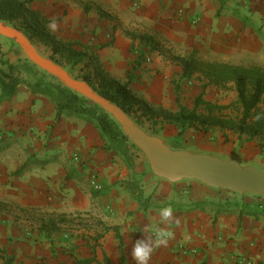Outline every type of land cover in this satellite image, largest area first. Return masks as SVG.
Masks as SVG:
<instances>
[{
    "label": "crops",
    "instance_id": "1",
    "mask_svg": "<svg viewBox=\"0 0 264 264\" xmlns=\"http://www.w3.org/2000/svg\"><path fill=\"white\" fill-rule=\"evenodd\" d=\"M82 1L91 7L89 13L74 0H35L31 8L49 23L57 21L55 31L47 26L55 41L96 54L110 78L130 81L132 93L152 106L177 108L179 92L172 80L175 73L181 75V68L157 54L151 66L136 67L139 43L126 33L133 29L151 24L154 39L177 56L195 53L200 61L264 68V0ZM99 9L110 17H102ZM183 82L189 87L193 81ZM215 89L208 87L205 96L214 104L218 101L213 97ZM0 132L5 134L0 144L9 141L7 148L0 145V251L4 252L0 264H9L8 259L11 264H73L93 257V251L98 264L106 258L112 264H135L132 244L143 237L142 229L159 222V210L169 205L158 196L154 210L140 208L132 185L124 183L128 166L106 150L93 125L75 117L57 121L47 97L21 86L11 100L0 104ZM7 132L13 136L8 138ZM206 135L217 140L214 148H191L224 157L237 152L253 162L237 150L238 134L215 128ZM228 138L230 143L225 145ZM16 140L25 147L24 154L16 150V142L12 143ZM74 155L80 156L81 165L74 162ZM23 166V173L14 175ZM94 170L104 186L98 197L86 194L88 176ZM150 176L168 199L176 196L175 187H189L190 192L188 203L175 204L171 224L161 225L174 236L166 247L154 250L149 264H240L242 257L264 264V204L244 195L239 200L244 208H240L233 204L231 192L224 190L210 194L220 197L208 203L202 199L207 186L199 182L172 185ZM98 200L110 211L108 217L96 220L95 230L84 220L74 225L78 229L67 224L58 225L57 230L44 227V222L63 214L96 210ZM97 234L102 235L98 243L94 241ZM180 245L188 249L186 254L179 251Z\"/></svg>",
    "mask_w": 264,
    "mask_h": 264
},
{
    "label": "trees",
    "instance_id": "2",
    "mask_svg": "<svg viewBox=\"0 0 264 264\" xmlns=\"http://www.w3.org/2000/svg\"><path fill=\"white\" fill-rule=\"evenodd\" d=\"M34 1L0 0V20L22 30L33 43L38 42L48 47L53 54L51 58L58 64L62 66L66 64L73 70L78 68L80 71L78 79L88 82L99 94L122 108L138 125L151 123L154 128L159 124L171 125L177 129L180 137L191 128L205 134L215 128L230 131L238 134L239 146L257 141L264 156V68L200 61L195 53L185 57L172 56L169 60L181 68L180 80H191L197 77L202 83V92L194 100L191 108L182 105L178 97L176 112L155 108L132 93L130 81L120 83L110 78L96 54L88 50L77 49L71 43L61 44L55 41L47 30L49 20L39 11L31 9ZM74 1L82 6L86 13L90 12L91 7L85 2ZM99 13L102 17H110L101 9ZM128 36L133 40H146L144 36L134 33H129ZM144 54L145 52H142L138 55L139 62L136 67L142 65ZM19 63L14 64L7 59L0 45V104L11 100L18 88L25 85L34 95L47 97L52 102L56 110L57 121L63 117H75L93 125L104 141L106 150L123 157L126 165L131 163V150L139 149L128 140L118 124L106 112L93 102L64 87L55 78L41 72L28 59L19 60ZM24 73L33 77L34 81L23 78ZM179 84L173 78L172 85L176 93L179 92ZM210 86L224 91L233 88L237 95L235 103L222 106L208 102L205 95ZM229 107L236 109L234 115L224 114ZM257 116L261 119L257 120ZM24 170L25 166L16 171L14 175L20 176ZM103 193L93 191V196L98 197ZM66 217L61 215L57 220L51 219L44 222V227L57 230L58 225L69 222ZM101 237V234H97L94 241L98 243ZM93 254V257L77 260L73 264H98L94 251ZM2 256L4 252L0 251V257ZM7 263L11 264L12 259H8ZM103 264L112 263L106 258Z\"/></svg>",
    "mask_w": 264,
    "mask_h": 264
},
{
    "label": "water",
    "instance_id": "3",
    "mask_svg": "<svg viewBox=\"0 0 264 264\" xmlns=\"http://www.w3.org/2000/svg\"><path fill=\"white\" fill-rule=\"evenodd\" d=\"M0 37L20 49L34 66L58 80L75 94L98 105L122 133L146 157L151 173L172 185L199 182L217 191L264 198V171L235 152L231 157L197 151L153 135L138 125L122 108L99 94L88 82L44 56L19 28L0 20Z\"/></svg>",
    "mask_w": 264,
    "mask_h": 264
},
{
    "label": "rangeland",
    "instance_id": "4",
    "mask_svg": "<svg viewBox=\"0 0 264 264\" xmlns=\"http://www.w3.org/2000/svg\"><path fill=\"white\" fill-rule=\"evenodd\" d=\"M118 27L122 28L121 25H118ZM126 33L128 35L130 32L128 31ZM131 33L137 34L139 36H144L146 39L144 41L137 39L138 43H139L138 47H136V51H137L138 55L142 52L149 53L152 51L150 53L152 56H155V54H157V56H162L164 58H167L168 60L172 56H177L175 53H172L169 49H167L166 45L162 44L161 41L154 39V27H152L151 24H149L148 27L144 28L143 30L133 29V32H131ZM34 44L37 46L38 50L44 56L51 58V56L53 54H52V51L48 47H46L45 45L38 43V42H36ZM0 45H1V49L4 53V56L7 59H9L12 63L17 64V63H19V60L26 59L25 54L20 49L11 45L7 40H5L1 37H0ZM162 53H164V55H162ZM56 58L60 60L59 57H56ZM154 61H155V59H154ZM19 64L22 65L21 63H19ZM63 65L65 68L70 70L76 78L80 75V71L78 68H77V70H73L69 66H66V64H63ZM146 67H148V66H146ZM41 72H43V71H41ZM22 76H23V78H26L29 81H34V78L30 77L26 73H24ZM173 78H175L176 82L180 83L179 84V94H177L180 103L184 106L191 108L193 106L194 100L198 97L196 95H200V93L202 91L201 83L199 82V80L197 78L194 77L191 79L193 81L192 86L188 87V86H186L185 82L180 80V76L178 74L175 73V76ZM24 87H27V86L24 85ZM234 92L235 91L233 90V88L228 89L226 91L220 90L218 88L215 89V92L213 93V97L218 98V101L215 104L222 105V106H229V105L235 103L236 97H234L235 96ZM154 107L155 108H163V107L158 106V105H154ZM263 108H264V105H263ZM163 109H165V108H163ZM165 110H168L171 112H176L177 108L175 110H172V108L171 109H165ZM235 111H236V109L234 107H229V109H227L224 112V114L234 115L236 113ZM141 127L145 131H147L148 133L165 137L168 140H170L171 142H173L174 144H180V145H185V146H189V147L194 146L196 148H198V146H201V147H206L205 150H209L208 147L214 148L213 144H214V142L217 141L216 139L211 138V136H207L205 133L203 134V132H199L195 128L189 129L183 136L180 137V136H178L177 129L171 125L162 126L159 124L157 127L154 128L153 124L145 123ZM0 134L2 136L5 135L3 132H0ZM6 135H8L7 136L8 138L13 136V134L10 132H7ZM15 142L17 144L16 150L21 151L22 154H24L23 149L25 147H23V144L20 145L19 143H17V140L13 141L12 143H15ZM229 143H230V141L228 138L226 141V144L225 143L224 144L229 145ZM25 144H26V142H25ZM8 146H9V141H5L1 145V148L4 149V148H7ZM237 150L242 152L247 158H250V160L253 161L252 165H254V166H256L259 169H262L264 171V156L262 155L261 149L258 146L257 141H253L251 144L247 143L244 146H238ZM119 158L121 159L123 164H126L123 157H119ZM130 159H131V163L129 165H127L128 166L127 171L129 172V176H128V180H126L124 183L125 184L129 183L132 185V189L134 190V193L132 195H134V194L136 195V198L138 199L137 200L138 204H139L141 209H143V207H144L147 209L152 208L154 210V200L157 199L158 196H161L162 201L166 202L167 205L171 206L173 209L176 207L175 204L177 205V204L182 203V202L188 203L189 196H188V194L184 193V191L190 192L189 187H187V189H185V190L180 189V188L177 189L175 187L174 193L176 194V196L168 199L166 191L165 192L161 191V190L159 191L158 188L154 185V179H152V177L150 176L151 171H150L149 163H148L145 155L140 150L132 149ZM87 182H88L89 187H87V193L86 194L91 195V194H93V190L90 187L89 180H87ZM203 189L205 190V196H203L202 199H203V201L208 202V203L209 202L213 203L212 201H215L216 197H220V195H217L215 198H213L210 196V194H223L220 191H216V190L208 188V187H204ZM228 194L231 197L235 198L233 200V204L235 205V203H236L239 206V204H240L239 200L241 198H243V196L236 195L234 193H228ZM195 195L198 196L197 193H194V196ZM247 196H248V198L255 199L256 202H261L262 204H264V198H258V197H254L251 195H247ZM163 199H166V201ZM216 201H218V199ZM98 202H99V205L96 206V210L92 209V211H90V212L70 213V214H66V215L63 214L65 216H67L66 218L69 221L66 223L67 226L72 228V229H78V228L74 227V225L75 224L77 225L79 223L78 221L84 220L85 225L92 226L91 227V228H93L92 230H95L94 228H96L98 226V225H96L97 224L96 220H99L100 218L108 217V213L110 211L108 209V207L106 208V206L101 203L102 201L98 200ZM187 205L189 206L190 204H187ZM239 207L244 208L242 205ZM56 219H58V217ZM81 223H79V224H81ZM71 224H73V225H71ZM63 225H65V224H63Z\"/></svg>",
    "mask_w": 264,
    "mask_h": 264
},
{
    "label": "clouds",
    "instance_id": "5",
    "mask_svg": "<svg viewBox=\"0 0 264 264\" xmlns=\"http://www.w3.org/2000/svg\"><path fill=\"white\" fill-rule=\"evenodd\" d=\"M48 28L55 31L57 29V21L55 19L51 20ZM256 119L259 120L261 117L257 116ZM158 215L160 217L159 222H154L147 229H142L143 237L135 240L132 244L131 256L135 264H149L154 250L161 246L166 247L169 240L174 236L172 231L161 227L162 224H171L173 208L171 206L163 207L159 210Z\"/></svg>",
    "mask_w": 264,
    "mask_h": 264
},
{
    "label": "built area",
    "instance_id": "6",
    "mask_svg": "<svg viewBox=\"0 0 264 264\" xmlns=\"http://www.w3.org/2000/svg\"><path fill=\"white\" fill-rule=\"evenodd\" d=\"M197 22H198V18H194L193 24H197ZM152 64H154V57L150 53H145L142 65L151 66ZM2 140H3V136L0 134V142H2ZM73 160L76 164L81 165V159L79 155H74ZM88 180H89L90 187L93 191L100 192V193L104 192V186L96 170L90 172ZM185 193L188 194V192H185ZM179 251H181L182 254L184 255L188 252V249H186L184 245H180ZM239 263L240 264H252V262L248 258H245V257L240 258Z\"/></svg>",
    "mask_w": 264,
    "mask_h": 264
}]
</instances>
